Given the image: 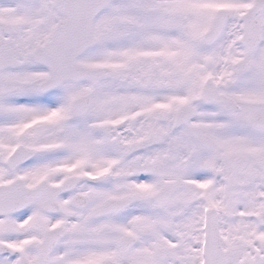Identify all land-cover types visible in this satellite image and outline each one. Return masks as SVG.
Here are the masks:
<instances>
[{
	"label": "snow or ice",
	"instance_id": "1",
	"mask_svg": "<svg viewBox=\"0 0 264 264\" xmlns=\"http://www.w3.org/2000/svg\"><path fill=\"white\" fill-rule=\"evenodd\" d=\"M0 264H264V0H0Z\"/></svg>",
	"mask_w": 264,
	"mask_h": 264
}]
</instances>
